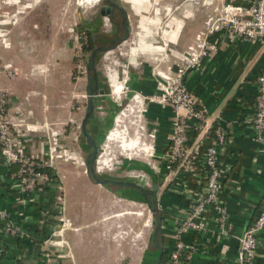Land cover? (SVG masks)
<instances>
[{"label": "crops", "instance_id": "1", "mask_svg": "<svg viewBox=\"0 0 264 264\" xmlns=\"http://www.w3.org/2000/svg\"><path fill=\"white\" fill-rule=\"evenodd\" d=\"M126 1H131L141 12L149 11L152 4V0ZM252 1L234 0V4L245 8ZM21 3L22 0L8 1L6 4L10 7L0 13L10 16L12 11L16 10L21 14L23 11L15 8ZM2 4L0 0V5ZM1 8L3 9V6ZM182 11V18L175 13L169 18L165 30L167 35L174 39L172 42L181 50L179 52L193 43L211 12L206 15L204 9H197L191 4ZM158 19L155 16L143 18L141 28L137 31V40L129 47L128 64L131 71L125 82L131 91L144 96H153L158 92L152 66L163 59V47L155 46L152 44L153 40L146 39L153 35L146 29L147 26L156 23ZM0 20H6L5 25L0 28L6 29L8 33L9 26L18 21L6 18ZM31 32L32 29L22 27L18 30L17 42H11L9 39L8 47L0 45V66L10 64L17 68L14 78L6 74L0 75V89L7 91L11 96L10 117H15L16 121L23 119L24 123L30 125L29 130L26 125L22 126L30 136L28 152H37L41 142L48 135L45 124H49L53 129H60L59 123L66 120V116L71 112L70 108H73L69 106L73 94L77 95L78 87L68 79L71 71L69 66L64 65V60L62 61L69 44L63 45L61 39L52 34L48 39L45 32L42 33L43 37L41 34L32 36ZM217 35L218 52L205 59L202 68L190 72L186 84L208 110L209 126L212 128L220 123L229 133L228 142L220 155L224 170L220 197L228 206L233 232L228 236L218 237L213 231L215 223L210 215L206 231L184 235L186 241L197 246L186 260L187 264H237L239 237L254 222L264 205V152L254 139L252 122L245 121L255 112L257 78L264 71V43L233 40L224 30ZM109 76L113 93H123L124 85L120 82L118 72L112 70ZM114 77H117L116 86L113 83ZM81 86H84L87 97V80ZM107 89V86L104 87L101 95L95 97L96 115L88 121V131L94 138L103 126V118L97 113L98 109L105 107L108 113L113 110ZM79 109L80 107H77L76 113ZM143 110L145 121L151 129H157L156 154H164L169 144L174 112L169 106L152 101L147 102ZM69 118L72 123L73 118ZM70 122L67 128L72 125ZM86 144L85 140L80 145L86 149ZM161 168L164 167L161 165ZM153 170L157 176L156 182L160 183L158 198L163 213L160 232L169 258L176 244L175 223L185 216L189 201L174 191L173 183L176 179L172 180L173 176L164 180L160 167ZM17 174L14 167L5 162L0 152V208L7 210L11 220L20 227L19 234L9 233L5 231V220L0 219V264H117L119 261H125L127 251L123 238L119 234L109 236L107 232L113 226L121 227L117 220L110 219L123 213L101 217L102 207L98 206V216L97 205L92 204L78 207L81 208L80 211L75 208L71 210L69 204L66 205L65 201L58 198L61 192L57 189L63 182L65 172L61 173V181L55 178L44 184L45 188L34 194L35 201L20 202ZM67 206L71 210L70 217L74 220L75 227L60 235L57 229L62 218L69 216L66 214ZM259 238L260 246L255 264H264V229ZM61 240L65 242L63 247L59 246Z\"/></svg>", "mask_w": 264, "mask_h": 264}, {"label": "built area", "instance_id": "2", "mask_svg": "<svg viewBox=\"0 0 264 264\" xmlns=\"http://www.w3.org/2000/svg\"><path fill=\"white\" fill-rule=\"evenodd\" d=\"M1 22L0 24H5ZM221 30L226 31L233 40L244 39L255 44L264 43V0H253L245 8L234 4V0H225L216 6L205 26L196 34L193 43L184 51L163 49L161 56L163 59L152 66L157 94L144 96L136 92L135 95L142 98L144 105L150 101L159 102L173 110L172 131L169 135V144L165 148L167 151L157 155L155 144L153 145L151 156L156 162L152 167L153 169L160 167L164 180L173 176L172 180L176 179L173 183L174 191L189 201L185 216L175 223V248L169 254L168 261L162 264H187L186 260L197 246L186 241L184 235L189 232L206 231L210 215L215 223L213 231L218 237L228 236L233 232L228 206L220 197L224 179L220 155L228 142L229 133L218 123L211 135L209 112L186 84L188 74L202 68L204 60L218 52L217 34ZM7 34L9 33L6 29L0 28V43L6 47L10 45ZM85 38L87 39L86 36ZM81 73L86 78L87 67ZM1 74L14 78L17 68L10 64L0 66ZM257 82L255 112L245 121L252 122L254 139L264 152V71L259 74ZM11 103L10 94L0 89V152L7 164H19L18 199L20 202H31L35 201L34 194L42 190L39 185L50 183L59 176L56 172L51 177L38 168L54 167L58 158L68 156L70 152L61 143V130L53 129L49 124H45L48 135L42 139L39 150L28 152L30 136L22 126L26 125V129L29 130L30 125L24 123L23 119L16 121L15 117H10ZM150 135L156 140L157 129L152 128ZM98 160L99 158L96 160L97 163ZM161 165L164 168H161ZM96 167L98 168V165ZM155 183L160 186L159 181ZM145 185L148 186L150 183L146 182ZM58 188L62 186L59 185ZM0 219L5 220V231L19 234L20 227L11 220L7 210L0 208ZM58 227L57 233L62 235L65 230L75 227L74 220L70 216L63 217ZM263 229L264 205L260 215L239 237L237 264H255L260 246L259 234ZM64 243V240H61L59 246L63 247Z\"/></svg>", "mask_w": 264, "mask_h": 264}, {"label": "rangeland", "instance_id": "3", "mask_svg": "<svg viewBox=\"0 0 264 264\" xmlns=\"http://www.w3.org/2000/svg\"><path fill=\"white\" fill-rule=\"evenodd\" d=\"M1 1L4 5L2 4L3 9L0 5V11H3L10 7L6 3L13 0ZM80 1L81 0H22L20 6L15 7L17 10L21 9L23 11L21 14L16 10L12 11L13 14L10 16L0 13V19L6 18L10 21L18 20L9 26L10 35L7 34V37L9 35L11 42L15 43L18 41L17 34L20 28L28 27L32 29V36L41 34L43 37L44 35L42 33L45 32L48 39L52 34L61 39L63 45L68 46L69 44V47L66 49L67 53L64 59L62 58V61L64 60V65H67V67L69 66L71 71L68 70V72H70V78L68 74V79H70L78 89L76 90L77 95L73 94L71 98L72 101L69 107L73 106V108H70V114L66 116V120H62V122L59 123L62 132L61 143L69 150L70 155L58 158L55 161L54 167H51L55 172H58V179H60V181L62 180L60 177L61 173L65 172V176L63 177L64 183H61L64 189H57L59 193L61 192L58 198L65 201L66 205L69 204L71 210L75 208L80 211L81 208L78 207H82L84 204L97 205L96 215L98 216L100 215L98 206H101V217L118 212L123 213L121 216L110 219V221L117 220V223H121V227L113 226L107 231L109 236H116V234H119L124 240V246L127 251L124 259L125 261H119L117 264H140L141 261L142 264H154L156 255H152L148 251L150 250L149 248L152 242H154L153 233L157 227V217L152 213L147 202L139 194L132 193L128 188L123 191L113 188L115 189L114 193L105 185L94 184V181L86 171L83 157L84 152L88 151L90 146L86 144V149H83L80 145L82 141L85 142L86 140L81 133L80 124L86 112L87 99V97H85L87 94L84 86H81L86 81V78L81 72L86 70L91 53L86 51L87 42L85 43V36L88 37V35L81 28L82 25H80V22H82L81 20L85 22L89 21L91 18L97 16V8L100 0L96 4L90 6L80 4ZM224 1L225 0H152L150 10L141 12L135 8V5L131 1L122 0V3L126 6L131 15V25L129 26L132 35L126 43L107 52H101L96 60V70L100 80L103 81L102 85L108 88V98H110L113 106V110H110L109 113L105 107L98 109L97 112L103 118L102 129H100V133L95 138L100 143L98 158H110L108 167L99 171L101 178L104 177L103 174H110L118 179L128 178L132 181L137 179L139 184L144 185L146 182L151 183L152 180L155 182L157 180V176L152 167L156 161L154 157L151 156L155 138L150 135L151 127L144 119V103L142 98H139L140 101L138 104H132L136 103L133 98L137 94L127 88L125 82L131 71V67L128 64L129 47L134 45L137 40V31L141 28L142 19L149 16L159 18L156 23L146 28L150 34H153L152 37L148 36V38H146L153 40L152 44L163 47V49L171 48L181 51L177 49V45L172 42L174 39L167 35L168 32H165V30H167L169 18H171L174 13L182 18V9L185 7L187 8L190 4L197 9H204L206 15L211 11V15L215 7L221 5ZM210 15L207 16L204 26ZM102 21L105 22L107 19L105 20L104 18ZM3 25L5 24H0L1 27ZM104 27L109 28L107 25H104ZM102 28V26L96 25L93 31L99 32ZM0 45H2V43H0ZM112 70L118 72L120 81L123 82V93H113V87L109 80V73ZM64 71L67 72L66 69H64ZM130 105L134 106L133 110H128ZM77 107H80L78 113H76ZM100 110H102V112ZM125 113L127 114L125 115ZM69 117L73 118L72 123ZM121 117L123 119L121 121L122 123L117 121V119ZM68 122L72 124L69 125V128L66 127ZM117 127L125 129L126 138L140 136V142H143H141V149L135 150V153L133 150V153H130L131 151H127L123 148L121 140H108L109 134ZM95 165H98V163L95 162ZM141 178L143 179L141 180ZM149 187H152V184H150ZM69 206H67L66 214L70 216L71 210H69ZM140 257H142V259H140Z\"/></svg>", "mask_w": 264, "mask_h": 264}, {"label": "flooded vegetation", "instance_id": "4", "mask_svg": "<svg viewBox=\"0 0 264 264\" xmlns=\"http://www.w3.org/2000/svg\"><path fill=\"white\" fill-rule=\"evenodd\" d=\"M111 2L112 3L110 4L108 0H100V2L98 4V8H97V16H95L94 18H91L89 21H86V22L83 21V23H82V25H84V27L87 31H92L93 33H96L93 31V28L95 25H98L100 27L102 26L104 29L102 28V30H100L98 32L97 37L101 38V36H100L101 34H106L110 37V39L103 40L102 46L97 47V48H104L105 49V48H109V47H112L115 45L119 46L122 43L127 42L131 36V28L129 26V25H131V23H130V19H131L130 12L128 11L126 6H124V4L122 3V0H111ZM104 17L108 18L107 21H105V22L102 21V19H104ZM104 25L109 26V28H105ZM127 30L129 32V36L126 39ZM86 42L88 44L89 37H87ZM94 65H95V71L90 69L89 63L87 64V74H86V80H87V84H88L87 93H88V95L92 93V94H94L95 97H97V96L101 95L105 86L102 85L103 81L100 80V78H99L98 72L96 70V62ZM92 72L94 73V75H96V80H95L94 84H90V76H91ZM95 104H96V98H95ZM95 111H96V108H95ZM95 115H96V113H95ZM93 118H91V119H93ZM91 119H89V120H91ZM87 125H88V123H87ZM80 128H81V133L83 135L82 121L80 124ZM83 137H85V136L83 135ZM86 143H87V140H86ZM88 146H89V144H88ZM90 149H91V147H90ZM90 149L88 151L84 152L83 158L85 161V165H86V159H87L88 153L90 152ZM103 175H104L103 179L110 178V179H115V180H131L128 178L118 179V178L113 177L110 174H103ZM134 181L137 182V179H134ZM137 183H139V182H137ZM150 184H152V187H149V185L146 186L144 184H141V185L148 188V190H153L155 181L152 180V182ZM105 186L107 188H109V190H111V192H114V193H115V189H113V188H116V190L119 189L120 191H123L124 189L128 188L130 191H132V193L139 194L147 202L148 205L150 202H152V198H154V196H151V195H147V198L146 197L144 198L143 192L141 190H138L137 188H134V187H131L128 185L119 186V185H116V184L110 182V183L106 184Z\"/></svg>", "mask_w": 264, "mask_h": 264}, {"label": "water", "instance_id": "5", "mask_svg": "<svg viewBox=\"0 0 264 264\" xmlns=\"http://www.w3.org/2000/svg\"><path fill=\"white\" fill-rule=\"evenodd\" d=\"M108 1L110 4L112 3L111 0H108ZM128 36H129V32L127 30L126 39L128 38ZM116 46L117 45L112 46L110 48H105V49L104 48H95L90 54V60H89L90 69L95 71V65L94 64L97 60L98 55L101 52H107V51L115 48ZM95 80H96V75H94V73L92 72V74L90 76V84H94ZM95 108H96L95 96H94V94L91 93L87 96V109L85 112V116L82 120L83 135L85 136L87 143L91 147V150L88 153V156L86 159V171H87L88 175L90 176V178L95 183H98L101 185H106V184L111 182V183H114V184L119 185V186L128 185V186L137 188L138 190H141L143 192L144 198L145 197L147 198V195L154 196V198L152 199V202L149 201L150 202L149 207H150L152 213L157 217V227L153 233V239H154L156 245L158 246L160 252H159V255L157 257L156 264H162V257L164 255L165 249L158 241V235L160 234V231L162 229V224H163L162 209L160 208L159 198H158L159 184L155 183L153 190H148V188H146L145 186H142L141 184H139L135 181H132V180H115V179H110V178L103 179L100 177L99 170L95 165V162L99 156L98 153H99L100 143L89 133V131L87 129L88 120L95 117V113H96Z\"/></svg>", "mask_w": 264, "mask_h": 264}, {"label": "bare ground", "instance_id": "6", "mask_svg": "<svg viewBox=\"0 0 264 264\" xmlns=\"http://www.w3.org/2000/svg\"><path fill=\"white\" fill-rule=\"evenodd\" d=\"M99 0H81L80 3L81 4H84V5H91V4H95L97 3ZM1 22V21H0ZM6 22V20H3L1 23H4ZM117 75V73H116ZM111 78V76H109ZM115 78V77H114ZM117 78V77H116ZM113 79V83L115 84V86L118 84L117 83V79ZM121 82V81H120ZM112 83V84H113ZM121 84V83H120ZM123 85V84H122ZM119 86V85H118ZM121 86V85H120ZM119 88V87H118ZM117 88V89H118ZM133 100L136 102V103H132V104H138L140 99L137 97V96H134ZM133 107L132 105L129 106L128 110H133ZM130 112V111H129ZM127 113H125L126 115ZM123 116V115H122ZM123 119L122 117L121 118H118L117 121L118 122H121ZM122 123V122H121ZM117 125V124H116ZM128 137V136H127ZM140 136H134V137H129V138H126V131L125 129H120V127L114 129L108 136V140H111V141H114V140H121L122 142V146L125 150L127 151H131L130 153H135L136 151L135 150H138V149H141V142H140ZM143 143V142H142ZM134 150V151H133ZM133 151V152H132ZM109 161H110V158H106V157H100L99 160H98V168H99V171H101L102 169H104L105 167H108L109 165ZM143 178H141L142 180Z\"/></svg>", "mask_w": 264, "mask_h": 264}, {"label": "trees", "instance_id": "7", "mask_svg": "<svg viewBox=\"0 0 264 264\" xmlns=\"http://www.w3.org/2000/svg\"><path fill=\"white\" fill-rule=\"evenodd\" d=\"M81 21H82V22H80V25H82V23H83V20H81ZM81 28L83 29V31H84V32L88 35V37H89V42H88V44H87V46H86V51L89 52V53H91L95 48L102 46V41H103V40L110 39V37H109L108 35H106V34H101V35H100L101 38H100V37H97L98 32L93 33L92 31H87V30L85 29L84 25H82ZM109 48H110V47H109ZM214 129H215V127H212V129H211V131H212L211 135H213V131H214ZM11 165L14 167V169H15V170L17 171V173H18V170L20 169L19 164H11ZM38 170L41 171V172H43V173H46V174L50 175L51 177H53V175L56 173L55 170H53L51 167L38 168ZM39 187L42 188V189H44V188H45V185H44V184H41V185H39ZM262 207H263V206H262ZM261 211H262V208L260 209V212L258 213L257 217L260 215ZM162 216H163V213H162ZM257 217H256V218H257ZM255 220H256V219H255ZM158 241H159V243H160V244L164 247V249H165L164 255H163V257H162V262H163V263H164V262H167V261H168V249H167V247H166V245H165V243H164V241H163V238H162V236H161V232H160V234L158 235ZM149 249H150V250H149L148 252L151 253L152 255H156V260H157V257H158V255H159L160 250H159L158 246L156 245L155 241L152 242V245L150 246ZM156 260H155V263H154V264H156ZM147 263H148V261H147Z\"/></svg>", "mask_w": 264, "mask_h": 264}]
</instances>
